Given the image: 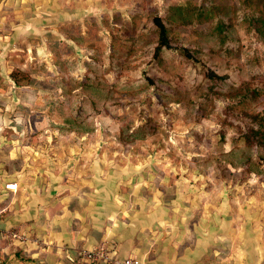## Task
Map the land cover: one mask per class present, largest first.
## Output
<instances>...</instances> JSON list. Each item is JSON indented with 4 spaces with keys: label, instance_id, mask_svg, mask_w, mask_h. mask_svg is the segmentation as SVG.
Listing matches in <instances>:
<instances>
[{
    "label": "rangeland",
    "instance_id": "obj_1",
    "mask_svg": "<svg viewBox=\"0 0 264 264\" xmlns=\"http://www.w3.org/2000/svg\"><path fill=\"white\" fill-rule=\"evenodd\" d=\"M212 1L217 2L82 0V9L70 11L62 25L57 21L21 31L11 55L18 60L15 68L35 79L38 102L31 111L16 113L24 139L6 138L0 149L15 146L31 166L62 149L64 163L69 155L83 156L84 165L93 158L102 189L109 185L113 194L117 187L116 194L125 196L138 184L148 185L163 203L172 204L180 195L183 208L229 211L227 220L234 221L237 232L241 228L254 237L245 242L254 240L261 260L264 147H250L243 133L250 127L246 113L264 124V42L249 34L241 20L220 35V17L208 20L198 12ZM75 3L70 0L68 6ZM234 4L241 8L239 0ZM156 15L165 20L174 42L197 50L204 63L229 77V85L243 89L248 101L237 106L227 94L207 100L205 69L179 51L154 59ZM6 57L2 69L11 72ZM62 86H69V98ZM9 124L0 118V126ZM68 131L73 133H62ZM86 169L85 181L91 175ZM130 176L132 188L123 183ZM145 193L138 188L137 194Z\"/></svg>",
    "mask_w": 264,
    "mask_h": 264
},
{
    "label": "crops",
    "instance_id": "obj_2",
    "mask_svg": "<svg viewBox=\"0 0 264 264\" xmlns=\"http://www.w3.org/2000/svg\"><path fill=\"white\" fill-rule=\"evenodd\" d=\"M68 5L70 0H0L3 77L8 79L16 67L11 52L18 48L21 31L57 21L62 25L83 7L82 0ZM3 56L11 59L5 62L11 72L2 69ZM54 150L56 156L44 164L31 166L21 158L10 173L0 163V264H83L85 252L102 247L114 260L132 257L143 264H264L254 240L245 242L254 237L241 228L237 232L239 227L227 220L229 211L183 208L180 195L172 204L163 203L162 195L151 193L148 185L145 192L152 195L142 196L132 176L123 182L133 187L131 194L119 196L117 185L113 194L109 185L102 189L93 158L84 165L83 156L69 155L64 163L63 150ZM83 167L91 171L90 180H84L89 175ZM12 182L18 184L17 192L5 188Z\"/></svg>",
    "mask_w": 264,
    "mask_h": 264
},
{
    "label": "trees",
    "instance_id": "obj_3",
    "mask_svg": "<svg viewBox=\"0 0 264 264\" xmlns=\"http://www.w3.org/2000/svg\"><path fill=\"white\" fill-rule=\"evenodd\" d=\"M234 1L235 0L212 1L209 7L203 6L201 7L202 9L198 10L199 16L208 20H210L213 15H217L218 18L220 17L218 20V26L216 27L220 35H223L225 30L230 31L236 25V22L241 20L249 34L256 37L259 41L264 42V0H239L241 8H237ZM152 21L156 34L154 59H161L164 51H179L188 61L205 69L204 77L207 81V87L204 96L207 100L216 96L225 97L227 94L226 97L228 98V101L235 102V100H237V106H241L248 101L249 95L246 92L245 94H242L243 89L236 88L234 85H229V77L219 74L210 65L204 63L202 58L199 57L197 50L174 42L170 28L162 16L156 15L153 17ZM54 41L56 42V40ZM223 42H225V40H223ZM62 74H66V70L63 69ZM66 82H69L68 77H66ZM35 83L34 78L18 68L13 70L8 79L0 74V109L3 111L0 112V118L10 123L9 125L0 126V130H2V132H0V144L3 143V140L6 138L9 140L20 141L24 139L25 134L23 127H21L20 124L18 125L19 116L16 115V113L21 109H29V111H31V107L34 105L36 106L39 89L34 86ZM62 87L65 89L66 97L69 98V86ZM227 87L228 90H226ZM226 91L230 92L226 93ZM252 92L255 93L256 90H252ZM58 107L61 109L62 105H58ZM246 116H250V127L243 133L245 141L253 148L264 147V133L262 132L264 124L261 125L257 116L254 114L246 113ZM14 126H18L19 129L14 128ZM62 133L69 136L73 132L68 131ZM93 137L94 134H92V138ZM87 149L91 148L88 146ZM18 153L19 152L15 146H10V148L2 147L0 149V163L5 165L7 172H11L10 168L12 164H16L21 160ZM140 183H142V181ZM141 187L142 185L138 184V188ZM142 191L149 190H145L144 187L142 188Z\"/></svg>",
    "mask_w": 264,
    "mask_h": 264
},
{
    "label": "built area",
    "instance_id": "obj_4",
    "mask_svg": "<svg viewBox=\"0 0 264 264\" xmlns=\"http://www.w3.org/2000/svg\"><path fill=\"white\" fill-rule=\"evenodd\" d=\"M6 188L12 192L18 191L17 183H7ZM1 216V213H0ZM14 238H19L17 235H13ZM83 264H143L140 259L126 258L124 260H114L112 253L107 248H97L89 250L83 254Z\"/></svg>",
    "mask_w": 264,
    "mask_h": 264
}]
</instances>
